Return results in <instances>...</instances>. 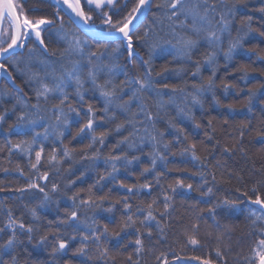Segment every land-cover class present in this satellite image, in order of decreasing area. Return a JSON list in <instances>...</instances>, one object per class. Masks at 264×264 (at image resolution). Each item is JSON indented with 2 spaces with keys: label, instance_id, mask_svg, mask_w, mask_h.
Returning a JSON list of instances; mask_svg holds the SVG:
<instances>
[{
  "label": "trees",
  "instance_id": "16d2710c",
  "mask_svg": "<svg viewBox=\"0 0 264 264\" xmlns=\"http://www.w3.org/2000/svg\"><path fill=\"white\" fill-rule=\"evenodd\" d=\"M157 2L158 0H153V4ZM230 2H236V0H230ZM245 3H247V7L244 6ZM131 6L130 4L128 9ZM237 6L238 12L232 27V35H237V29L242 27L243 18L248 15L253 16L251 27L258 29V31L251 33L243 41L244 48L238 49L233 54L231 61H226L222 53L218 56V70L214 78L215 86L200 97L201 104L193 106L190 99L187 102V107L191 110L193 119L178 116L177 106H183V96L180 93L172 94L171 89H164L165 94L162 97L144 95L143 103L157 117L155 130H152L151 124L148 125L149 130L153 134H156V131L165 133L163 140L156 145L155 151L166 156V163L157 160L155 171L142 175L143 169L150 167L153 153V145L147 138L143 143L138 138L136 139L137 149H128L126 144L118 148L114 147L122 136L128 135L127 131L119 134L113 133L108 136L102 152L97 158L92 159L93 151L87 149V145L90 143V134L73 138L76 136L80 125L86 122L84 112L87 104L77 105L73 99L72 106L80 110L81 116L77 118L72 113L69 128L67 130L62 128L51 129V137L44 142L45 153L41 164L38 166L39 173L37 175L49 171V180L39 181V183L46 185L50 200L45 207H39L43 194L35 190L22 194L16 189L25 186L28 182V177L33 171L31 164L35 162V150H38L40 145H34L31 153L20 152L16 149H13L10 153L8 149L11 144L7 143L9 139L12 144H15L24 139L30 140L31 134L26 137L15 134L6 137L0 131V188L4 189V191H0V225L6 222L7 214L11 211L15 218L23 220L26 224L31 223L36 229L31 243L27 242L26 236L21 237L25 243L17 249L18 264H65L66 261L69 264H80V260L85 259L74 255L76 249L80 247L79 236L76 240L70 241L65 253H58L53 257L51 254L52 248L56 246L57 240V235H54V233L59 227L61 238L69 239L71 237L73 234L72 229L59 224V220L65 217V210L71 209L72 201L69 197L78 193L80 199H89V186L95 183L100 174L111 171V162L105 163L107 157L109 155H120L122 152L128 156V159L133 156H139L140 159L133 161L126 169L123 167V160L117 161V167L119 168L117 179L132 185H140L147 181L153 187L150 190H141L139 195H129L126 189L114 186L105 180L101 182V185L93 188L92 200L99 204L101 203L99 197L107 196V199L102 202V208L79 209L78 222L82 225L81 230H83L84 224H92L93 219L97 221L98 227L107 223L109 233L106 239L101 240V245L106 246L109 253L107 258H99L97 246L88 242L87 251L92 259L86 260V264H130L127 260L130 254H133V259L137 260L138 264H161L164 259L162 253L167 256L169 264H176L173 260V254L185 259L193 255H210L211 258L215 259L217 248L221 249L224 255V260L220 264H247L245 258L249 256L250 249L258 238L257 235L252 234L254 225L252 220L249 219L248 209L250 207L258 208V206L247 205V198L241 197L237 189L249 191L252 194L250 190L253 185L257 181H264V144L260 143V137L257 135L259 132H264V108L260 105V101L264 100V95L257 93L256 98L253 99L251 111L244 107L249 89L264 84V74H262L264 73V60L258 59V57L264 56V36L259 34L264 31V27H261L259 23L261 14L257 11L260 7L258 0H241ZM24 7L25 11L32 17H51L55 12L54 7L41 3L40 0H27ZM34 7L40 10L32 12L31 9ZM128 9L126 8L124 11L126 12ZM65 20H67L66 17ZM151 21L152 14L150 13L145 22L136 30L135 35L143 36L145 30L150 27ZM56 27H59V25L48 28L44 33L45 43L48 46L47 54L37 48L32 52L34 57L31 54V61L39 64L43 60L48 65V71L54 69L55 73L59 75L61 66L56 61L60 52L63 51L64 44L59 39ZM244 30L247 31V28ZM49 33H52V35H49ZM165 39L167 37L164 32H159L157 35L156 30H154L153 35L146 38L147 43L138 42L137 50L141 53L142 58H133L131 63L126 59V51H122L119 63L128 73V77L134 78L141 75L146 70L145 61L151 58L153 78L161 84L168 83L177 87H186L187 85V92H192L190 85L193 82L206 85L208 78L211 76L209 67L203 66L200 76L194 78L191 76L196 67L194 62L184 63L179 58L174 59L172 55H161L159 49L150 52V45L162 42ZM89 43L91 49L97 48L94 42L89 41ZM30 44L31 42L28 47ZM227 46L228 39L226 37L224 48L226 49ZM111 47H115V45ZM204 47L201 44L194 60L203 59L201 53L204 51ZM247 49H255V52H248ZM26 52L27 48L23 55L18 58L22 60L29 59L24 55ZM53 52L57 53V56H52ZM24 62L28 63L29 61L24 60ZM225 64H227V67H225ZM242 66L247 67V76L244 75ZM21 67L23 68L24 65L22 64ZM44 68V65H40L41 75H43ZM164 68H167L168 71L157 77L155 74L161 72ZM13 75L20 87L19 91L10 88L4 80L0 82V114L5 115L0 128L3 129H7L10 124L16 122L24 104H28L30 107L36 102L34 88L38 85L35 82H29L26 76L19 73L14 72ZM123 78V76L120 77V79ZM224 83L234 85V87L229 88L226 92L223 87ZM85 87L90 88V83H86ZM73 91L74 87L69 85L68 92L72 93ZM261 91L264 92V89ZM170 96L175 99V104L164 103L162 107L157 105L158 99L168 101ZM214 97L215 100H219V104L215 103ZM127 98L126 95L124 99ZM86 99L95 107L97 116H100L103 102L90 92L86 95ZM56 103L58 101L53 99L42 105V110L38 115L43 119L40 121L37 131L43 132L44 125L55 124L52 107ZM139 103L136 102L132 105V112L138 111ZM229 104L233 105L232 111L227 107ZM65 110H67V106H65ZM225 118L228 119L227 124L224 123ZM121 119H123L122 116L110 125L105 124L102 127H97L96 133L103 131L105 127L115 128V124L121 122ZM169 120L184 128L188 138L184 139V136L181 135L180 140L183 141L182 143L176 142V133L173 128L169 127ZM210 120L211 125L209 126ZM196 124H199L200 127L196 128ZM242 124L249 125L248 128L243 129V137L240 135ZM59 131H64L63 137H57L56 133ZM205 133L211 134L213 140L207 141ZM165 143L169 145L168 149L164 148ZM190 143H196V154L201 157V160H192L190 154H181L182 149ZM214 144L216 147L213 149L212 145ZM233 146H236L234 151L223 152L225 147L231 149ZM53 147L57 148L58 158L63 155L65 148L71 153L72 158L61 160L59 165L51 167L48 163V157ZM95 147L98 149L100 145L97 144ZM241 148L244 149L243 152L240 151ZM85 154L89 158H82ZM205 156H207V160H204ZM201 161L206 165L208 186L213 187V193L208 196H201L200 192L195 190L203 185L200 175H193V173L205 171L201 167ZM52 164L55 165L56 162L53 161ZM57 168L59 174H57ZM257 169L259 172L256 171ZM161 171H164L166 175L162 176L159 184H157L156 172ZM21 172H23V175H21ZM81 173L84 174L82 177ZM213 175L216 177L215 181L212 179ZM229 175L232 177L230 180L227 178ZM178 177L185 179L186 183L193 184L194 190L181 189L178 191L185 193V195L173 194L168 186L174 183ZM69 180L76 182L66 189L65 185ZM53 182H56L59 186V191L55 193L51 192ZM203 190H206V188ZM260 191L264 194V187H261ZM165 192L173 199L170 201L171 206L168 215L161 218L160 213L163 211ZM126 195H129L128 203L132 206L131 213L125 212L123 203L116 202L123 200ZM225 198L229 200L243 199L245 203L241 204L240 208H243L244 211H237L229 216L225 214L222 208H218L216 222L220 227L216 228L213 226L211 215L207 211L202 212L201 209H207L209 203L223 201ZM153 200L157 201V204L154 205L156 210L153 214L159 220V228L156 222L152 221V236L148 238L147 229L139 223L143 219V215L137 212V208L146 209L147 204ZM76 203L79 204L80 200H77ZM109 207L112 208V211H104ZM32 208H36L39 219L34 220L32 217L30 213ZM128 214L133 216L136 224L125 229L118 237L112 235L113 232L120 231V227L124 224ZM197 216H201L203 219L198 221ZM194 223L198 224L195 234L200 240L197 250H193L190 245L185 247L187 235L192 233L191 226ZM161 228L163 232L160 231ZM137 230L142 234L141 239L143 240V249L139 256L134 255L136 249L134 241ZM45 235H47L46 245H37L36 242L41 236ZM218 235L222 236L220 240L217 239ZM4 238H7V233L4 234ZM157 257L160 259L158 260ZM191 264L197 263L193 261Z\"/></svg>",
  "mask_w": 264,
  "mask_h": 264
},
{
  "label": "snow or ice",
  "instance_id": "6c2138e0",
  "mask_svg": "<svg viewBox=\"0 0 264 264\" xmlns=\"http://www.w3.org/2000/svg\"><path fill=\"white\" fill-rule=\"evenodd\" d=\"M26 2L27 0H0V77H5L15 84L16 77H14L13 73L16 72L26 76L29 82H35L38 85L34 88L36 102L30 107L28 104H24L16 122L10 124L7 129L0 128V131L6 137L12 134L26 137L31 134L30 140L24 139L15 144H12L9 139L7 143L11 144L8 149L10 153L13 149L31 153L34 145H40L38 150H35V162L31 164L33 171L28 177V182L25 186L16 189L22 194L31 190L43 194L39 207H45L50 200L46 185L39 183V181L49 180V171H44L42 174L37 175L39 173L38 166L41 164L45 153L44 142L51 137V129L62 128L67 130L69 128L70 115L72 113L77 118L81 116L80 110L72 106L71 102L73 99L77 105L87 104L84 112L86 122L80 125L76 136L73 138L90 134V143L87 145V149L93 151L92 159L97 158L102 152L108 136L113 133L119 134L127 131L128 135L122 136L114 147L118 148L126 144L128 149H137L136 139L138 138L143 143L147 138L153 145V153L151 165L143 169L142 175L151 173L156 169L157 160L166 163V156L155 151L156 145L163 140L165 133L156 131V134H153L149 130V124H151L152 130H155L157 117L143 103L144 95L162 97L165 94L163 92L164 89H171L172 94L180 93L183 96V106H177L178 116L193 119L191 110L187 107V102L190 99L193 106L201 104L200 97L215 86L214 78L218 70V56L222 53L226 61H231L233 54L238 49L244 48L243 41L251 33L258 31V29L251 27L253 16L248 15L243 18L242 27L237 29V35H232V27L238 12L237 5L241 0H236V2H230V0H158L155 4H153V0H125L124 6L117 12L111 10L117 7L119 0H40L41 3L55 8V12L51 17L30 16L25 11L24 4ZM258 2L260 7L257 11L261 14L259 23L261 27H264V0H258ZM128 4L132 6L125 12L124 9L127 8ZM244 6L247 7V3ZM106 8L108 10H105ZM39 10L35 7L31 9L32 12ZM93 13H96L97 16L94 17ZM150 13L152 14L150 27L145 30L143 36L135 35L136 29L149 17ZM65 17H67V20H65ZM97 18L100 21L99 24L95 22ZM57 24L59 25L57 28L59 39L64 44L63 51L60 52L56 61L61 66L59 75L55 73L54 69L48 71V65L45 61L41 60L39 64L31 61V54L37 48L47 54L48 46L45 43L44 33L48 28ZM245 28H247V31L244 30ZM154 30H156L157 35L159 32H164L167 39L150 45V52L159 49L161 55H172L174 59L179 58L184 63L194 62L196 67L191 73L194 78L200 76L203 66L209 67L211 76L208 78L206 85L193 82L190 85L192 92H187V85L186 87H177L168 83L161 84L153 78L151 58L145 61L146 70L141 75L134 78L128 77V73L119 63L122 51L126 50L128 61L131 62L133 57L139 54L137 51L138 42L147 43L146 38L153 35ZM259 34L264 36V31ZM49 35H52V33H49ZM226 37L228 46L225 49L224 40ZM89 41L94 42L97 48L91 49ZM29 42L32 43V48H28ZM201 44L205 46L204 51L201 53L203 59L194 60V56L199 51ZM112 45H115V47H111ZM110 47L111 51L109 52ZM26 48L29 52L28 63L18 58L23 55L22 50ZM246 51L254 53L255 49H247ZM52 56H57V53L53 52ZM258 59L264 60V56H260ZM22 64L24 65L23 68L21 67ZM40 65L45 66L43 75H41ZM225 67H227V64H225ZM242 68L244 75L247 76V67L242 66ZM167 71L168 69L164 68L155 75L159 77ZM121 76L124 78L120 79ZM86 83H90L91 87L86 88ZM69 85L74 87L72 93L68 92ZM17 87L19 86L17 85ZM223 87L227 92L234 85L224 83ZM262 89H264V84H259L249 89L248 97L244 104V107H247L249 111L252 110L251 105L257 93L264 95V92L261 91ZM89 92L103 102L100 116H97L95 107L86 99V95ZM126 95L128 98L124 99ZM53 99L58 101L52 107L55 124L44 125L43 132L37 131L40 121L43 119V117L38 115L42 110V105ZM136 102H140L138 111L132 112V105ZM164 103L175 104V99L170 96L168 101L157 100L159 107H162ZM215 103L219 104L220 102L215 100ZM260 105L264 108V100L260 101ZM65 106H67V110H65ZM227 107L230 111L233 110L232 104L227 105ZM121 116L123 119L115 124V128L105 127L103 131L96 133L97 127H102L105 124L110 125ZM4 119L5 115L0 114V125H2ZM224 123H228L227 118H225ZM210 125L211 120L209 121ZM169 127L175 130L176 142H183L180 140L181 135L184 136V139L188 138L184 128L171 120H169ZM195 127L199 128L200 125L196 124ZM248 127V124L241 125V137L244 136L243 129ZM56 135L58 138L63 137L64 131H59ZM257 135L260 137V143L264 144V132H259ZM205 136L207 141L213 140L211 134L205 133ZM97 144L100 145L98 149L95 147ZM196 147V143H190L182 149L181 154H190L192 160H201V157L196 154ZM215 147V144L212 145L213 149ZM164 148L168 149L169 145L165 143ZM235 148L236 146L231 149L225 147L223 152L229 153L234 151ZM240 151L243 152L244 149L241 148ZM71 158V153L67 148L64 149L63 155L58 158L57 148L53 147L48 157V163L51 167H55L60 164L61 160H70ZM82 158L89 157L85 154ZM139 159V156H133L128 159V156L123 152L120 155H109L105 163L111 162V171L100 174L95 183L89 186V199H80L78 193L69 197L72 201L71 209L65 210V217L59 220V224L70 227L73 234L69 239L61 238L60 229L57 227L56 233H54V235H57L56 246H53L51 253L53 257L58 253H65L70 241L76 240L77 236L80 237V247L76 249L74 255L85 258L80 260V264H86V260L92 259L87 251L88 242L97 246L99 258L105 259L108 257L109 249L101 245V240L106 239L109 233L108 224L105 223L98 227L97 221L93 219L92 224H84L83 230H81L82 225L78 222V210L82 208H102V202L107 199V196L99 197L101 203L98 204L91 199V195L93 194V188L101 185V182L105 180L114 186L126 189L129 195H139L141 190H150L153 185L147 181L140 185H132L117 179L119 172L117 161L123 160V167L126 169L133 161H138ZM204 160H207V156L204 157ZM53 161L56 162L55 165L52 164ZM201 167L205 171L193 173V175H200L203 185L195 190L199 191L201 196H208L213 193V187L208 186L206 165L203 161H201ZM256 171L259 172L258 169ZM57 174H59L58 168ZM21 175H23V172H21ZM83 175L81 173V177ZM165 175L164 171L156 172L155 179L157 184H159L160 178ZM227 178L230 180L232 177L229 175ZM212 179L215 181V175L212 176ZM75 182L74 180H69L65 188H70ZM168 187L173 194L180 195H185V193L178 190H194L193 184L186 183L185 179L179 177L175 179L174 183L169 184ZM261 187H264V181H257L253 185L250 190L252 194L249 191L237 189L241 197L247 198V205L258 206V208L250 207L248 209L249 219L252 220L254 225L252 234L257 235L258 238L251 247L249 256L245 258L247 264H264V194L260 191ZM205 188L206 190H203ZM0 191H4V189L0 188ZM57 191H59V186L56 182H53L51 192L55 193ZM129 195H126L123 200L116 201L117 203H123L126 213H131L132 206L128 203ZM172 199L173 197L165 192L163 211L160 213L161 218L168 215ZM77 200H80L79 204L76 203ZM243 203L245 201L241 198L236 200L225 198L223 201L209 203L207 209H201V211H207L211 215L213 226L219 228L220 226L216 222L217 209L222 208L225 214L230 216L237 211H244L243 208H240ZM156 204L157 201L153 200L147 204L146 209L137 208V212L143 215V219L139 223L147 229L148 238L152 236V221H155L159 228V220L153 214L156 210L154 207ZM104 211L110 212L112 208L109 207L104 209ZM30 213L34 220L39 219L36 208L30 209ZM200 219H203V217L197 216V220L199 221ZM135 224L136 220L133 219L131 214H128L124 224L120 227V231L113 232L112 235L118 237L121 232ZM191 227L192 233L187 235L185 247L190 245L193 250H197V246L200 245V240L195 234L198 224L194 223ZM35 231L36 229L31 223L26 224L23 220L15 218L9 211L6 222L0 225V241H2L0 242V264H18L17 249L25 243L21 237L26 236L27 242L31 243L34 239L33 233ZM160 231L163 232V229L161 228ZM5 233H7L6 239L4 238ZM141 235L139 230H137L134 241L136 245L134 255L136 256H139L143 249ZM221 238V235L217 236L218 240ZM46 241L47 235L41 236L36 244L46 245ZM161 255L164 256L161 264H169L167 256L163 253ZM157 259L159 260L160 258L157 257ZM127 260L130 264H138V261L133 259V254H130ZM173 260L176 264H191L193 261L198 262V264H220L224 260V255L222 250L217 248L215 259L211 258L210 255H193L185 259L173 254ZM65 264H69V262L66 261Z\"/></svg>",
  "mask_w": 264,
  "mask_h": 264
},
{
  "label": "rangeland",
  "instance_id": "374dc122",
  "mask_svg": "<svg viewBox=\"0 0 264 264\" xmlns=\"http://www.w3.org/2000/svg\"><path fill=\"white\" fill-rule=\"evenodd\" d=\"M124 4H125V0H119V4L117 5V7L114 8V9H112L111 11H113V12H117L120 8H122V7L124 6ZM129 7H130V4L127 5V9H128ZM125 9H126V8H125ZM125 9H124V10H125ZM105 10H108V9L106 8ZM93 15H94V17L97 16L96 13H93ZM95 22H96L97 24L100 23V21H99L98 18L95 20ZM5 27H6V25H5ZM57 28H58V27H56V29H57ZM30 45L32 46V43H31ZM30 45H29L28 48L31 47ZM31 48H32V47H31ZM24 55H26V57H29L28 49H27V52H26ZM32 57H34L33 54H32ZM31 59H32V58H31ZM24 60H28V61H29L28 58H25ZM24 60H23V61H24ZM196 263L198 264V262H196Z\"/></svg>",
  "mask_w": 264,
  "mask_h": 264
},
{
  "label": "water",
  "instance_id": "95a60500",
  "mask_svg": "<svg viewBox=\"0 0 264 264\" xmlns=\"http://www.w3.org/2000/svg\"><path fill=\"white\" fill-rule=\"evenodd\" d=\"M145 21V20H144ZM143 21V22H144ZM138 29V28H137ZM136 29V30H137ZM23 51V50H22ZM139 53V52H138ZM141 55H140V53L138 54V55H136V56H134V57H140ZM127 60H128V58H127ZM129 62V61H128ZM129 63H131V62H129ZM2 79H4L6 82H7V84L11 87V88H13L14 90H16V91H19L20 90V87H17V84H16V82H15V84H13L9 79H7V78H5V77H0V81L2 80Z\"/></svg>",
  "mask_w": 264,
  "mask_h": 264
},
{
  "label": "bare ground",
  "instance_id": "6f19581e",
  "mask_svg": "<svg viewBox=\"0 0 264 264\" xmlns=\"http://www.w3.org/2000/svg\"><path fill=\"white\" fill-rule=\"evenodd\" d=\"M139 52V51H138ZM140 53V52H139ZM140 55H141V53H140ZM133 58H138V57H133ZM142 58V56H140L138 59H141ZM10 87V86H9ZM11 88V87H10ZM13 89V88H12ZM14 90V89H13Z\"/></svg>",
  "mask_w": 264,
  "mask_h": 264
}]
</instances>
